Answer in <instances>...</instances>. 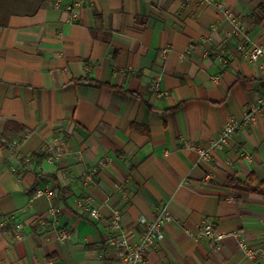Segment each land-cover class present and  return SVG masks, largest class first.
Segmentation results:
<instances>
[{
    "label": "crops",
    "instance_id": "0c3cea01",
    "mask_svg": "<svg viewBox=\"0 0 264 264\" xmlns=\"http://www.w3.org/2000/svg\"><path fill=\"white\" fill-rule=\"evenodd\" d=\"M60 1L0 0V264H116L113 210L135 240L164 203L143 264H264V195L227 186L264 181V112L243 123L264 96V53L248 54L264 0ZM12 121L26 130L6 149ZM205 219L257 256L197 239Z\"/></svg>",
    "mask_w": 264,
    "mask_h": 264
},
{
    "label": "built area",
    "instance_id": "2783aa9c",
    "mask_svg": "<svg viewBox=\"0 0 264 264\" xmlns=\"http://www.w3.org/2000/svg\"><path fill=\"white\" fill-rule=\"evenodd\" d=\"M73 3H77L78 0H73ZM83 1V0H80ZM60 0H58L57 5L60 6ZM238 31L241 28L237 27ZM264 53V47L262 46H251L248 49V54L252 62H256L260 55ZM264 66V65H263ZM264 112V96L259 98L257 104L250 106L246 111L244 122L250 120H255V118ZM242 125V122L231 121L222 130L219 137L210 142L209 147L199 148V152L202 158L208 159L215 150L224 149L230 144V140L234 135L235 131ZM14 144L13 146H15ZM247 157V156H246ZM48 195L52 196V191L48 193L39 192L37 195ZM53 212L57 209L53 208ZM95 216H99L98 210L92 211ZM173 219L172 213L170 211L169 204L164 203L159 207L157 214L152 219L143 218V233L135 240H132L126 234L122 223H121V213L119 210H113L109 223L115 232L108 239L109 251L111 252L112 258H114L116 264H143L146 261L147 255L150 250L155 247L161 240L164 232V226L166 223ZM46 221H41V225H46ZM192 233V232H190ZM197 239L207 238L213 244H218L229 236H235L237 238V243L239 247L247 254L251 259L257 256V252L253 250L247 241L241 236L238 231H226L222 230L216 226L213 222L209 220H202L198 224L197 230L193 233ZM59 237L61 239H69L71 237V232L68 230H61L59 232Z\"/></svg>",
    "mask_w": 264,
    "mask_h": 264
},
{
    "label": "trees",
    "instance_id": "16d2710c",
    "mask_svg": "<svg viewBox=\"0 0 264 264\" xmlns=\"http://www.w3.org/2000/svg\"><path fill=\"white\" fill-rule=\"evenodd\" d=\"M91 85L94 86H100L102 83L98 82V81H92L90 83ZM26 130L25 126L17 123V122H9L6 125L5 131L1 137V145L2 147L9 149L11 148L14 144L21 142L22 140V133ZM32 158L38 159V160H42L44 158H47L48 156L45 154H32L31 155ZM25 158H22L21 161L24 162ZM255 180V179H254ZM227 186L228 187H235V188H239L242 190H247L250 192H254V193H260L262 195H264V181H261L260 184L256 187L252 186L251 182H241L239 180H236L234 177H231L228 179L227 181ZM62 191H66L65 189H63ZM63 201H65V198H62Z\"/></svg>",
    "mask_w": 264,
    "mask_h": 264
}]
</instances>
